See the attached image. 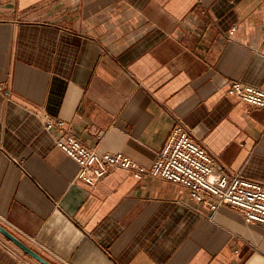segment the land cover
Instances as JSON below:
<instances>
[{
  "label": "crops",
  "instance_id": "crops-1",
  "mask_svg": "<svg viewBox=\"0 0 264 264\" xmlns=\"http://www.w3.org/2000/svg\"><path fill=\"white\" fill-rule=\"evenodd\" d=\"M232 81L264 89V0H0V225L52 264H264V225L182 185L77 181L40 116L147 167L180 120L264 183V107ZM0 264L41 263L0 233Z\"/></svg>",
  "mask_w": 264,
  "mask_h": 264
},
{
  "label": "built area",
  "instance_id": "built-area-1",
  "mask_svg": "<svg viewBox=\"0 0 264 264\" xmlns=\"http://www.w3.org/2000/svg\"><path fill=\"white\" fill-rule=\"evenodd\" d=\"M235 31L234 26L231 33ZM227 94L251 107H264L262 88L232 81ZM40 116L47 130L62 132L56 145L77 163V181L94 185L113 168H121L131 171L138 179L149 176L188 188L192 200L205 203L212 214L222 207H229L238 211L246 222L264 225V183L241 174L216 171V157L195 139L191 129L180 120L172 127L153 164L147 167L124 153L101 152L88 146L66 129L64 118L45 112H41Z\"/></svg>",
  "mask_w": 264,
  "mask_h": 264
},
{
  "label": "water",
  "instance_id": "water-1",
  "mask_svg": "<svg viewBox=\"0 0 264 264\" xmlns=\"http://www.w3.org/2000/svg\"><path fill=\"white\" fill-rule=\"evenodd\" d=\"M0 233H2L5 237H7L12 243L22 249L26 254L40 262L41 264H52L46 258L41 256L39 253L34 251L31 247L25 244L22 240H20L16 235L12 232L8 231L6 228L0 225Z\"/></svg>",
  "mask_w": 264,
  "mask_h": 264
}]
</instances>
